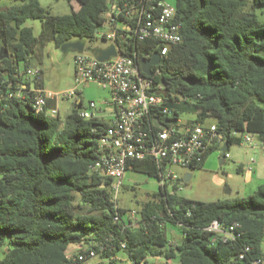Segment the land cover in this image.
I'll use <instances>...</instances> for the list:
<instances>
[{
  "label": "trees",
  "instance_id": "obj_1",
  "mask_svg": "<svg viewBox=\"0 0 264 264\" xmlns=\"http://www.w3.org/2000/svg\"><path fill=\"white\" fill-rule=\"evenodd\" d=\"M14 1L0 9V51L4 47L11 55L0 60V264H83L68 249L85 242L109 258L108 264H121L120 251L131 264H155L148 259L160 256L164 264L174 259L178 264H252L264 258V182L248 196L217 201L186 198L177 192L178 184L161 186L143 205L138 228L115 222L116 211L126 209L115 207L110 180L89 172L99 159L98 138L107 122L80 117L82 95L64 126L59 116L35 113L29 101L9 97L21 84L42 87L39 73L32 81L24 79L39 48L94 38L109 0H67L80 6L66 15H52L41 0ZM263 4L175 0L183 41L154 67V73L159 71L152 76L154 90L175 114L191 109L196 123L213 117L228 143L241 141L231 134L234 130L250 131L264 142V21L256 12ZM28 19L41 21L38 36L24 26ZM119 45L138 61L162 47L154 38L135 36ZM130 167L158 178L150 158L134 160ZM213 220L239 222L241 237L213 245L206 229ZM169 225L181 229L176 245L170 241ZM247 246L250 250L240 260Z\"/></svg>",
  "mask_w": 264,
  "mask_h": 264
},
{
  "label": "built area",
  "instance_id": "obj_2",
  "mask_svg": "<svg viewBox=\"0 0 264 264\" xmlns=\"http://www.w3.org/2000/svg\"><path fill=\"white\" fill-rule=\"evenodd\" d=\"M176 13L175 0H109L108 10L103 14L104 20L97 33L101 28L105 29L102 35L115 46L116 55L107 61H100L95 55L84 52L75 55V86L63 95L79 100L85 84H96L110 95L100 104L90 101L87 106H81L79 115L84 119H99L98 114L103 108L112 110L113 116L98 138L99 159L90 165L89 172L110 180L109 189L116 208L120 207L118 193L132 161L146 158L154 160L159 169L160 185L173 188L179 181V176L172 170L174 166L198 169L211 149L220 150L223 144L228 143L216 123H196L195 117L183 123L180 114H175L166 98L154 90L152 76L159 71L154 73L153 67L152 75H146L141 70L140 61L121 52L119 44L127 37L135 36L140 40L154 38L160 41L162 58L171 46L183 41ZM28 74L36 76L38 70L31 66ZM160 88L162 85L158 86ZM33 92L35 94L31 96ZM61 95L59 92L21 84L9 97L16 96L24 102L29 101L35 113L48 112L58 116L57 105L49 106L48 102L50 99L57 100ZM156 117L166 128L155 125ZM231 134L240 137L253 149L264 150V142L254 135L237 130ZM229 156L228 152L224 155L225 158ZM254 163L252 160L248 164L246 173L253 172ZM114 220L122 224L123 228H138L143 222L141 212L136 210H126L123 214L117 210ZM240 227L239 222L224 224L213 220L206 229L212 233L211 243L214 245L219 241L227 243L241 237ZM125 245L124 241H120L121 248ZM100 248L104 249V246ZM81 249L83 251L77 255L83 262L99 254L90 246ZM249 250V246L245 247L239 259H244ZM252 264H264V258L253 259Z\"/></svg>",
  "mask_w": 264,
  "mask_h": 264
},
{
  "label": "rangeland",
  "instance_id": "obj_3",
  "mask_svg": "<svg viewBox=\"0 0 264 264\" xmlns=\"http://www.w3.org/2000/svg\"><path fill=\"white\" fill-rule=\"evenodd\" d=\"M14 3L13 0H0V9L10 7ZM42 6L47 9L52 15H66L74 13L80 6L77 1L70 3L67 0H41ZM256 12L261 21H264V4L257 7ZM28 26L35 27V34L41 31V21L38 19H29L26 23ZM26 25V26H27ZM104 28L95 35L92 39L85 40L84 53L92 55V50L96 48H107L111 42L105 39L102 33ZM75 55L76 52L72 49L63 51L56 48L54 43H48L37 50V58L40 60V66L36 68L40 70L39 79L44 83V86L53 92H59L62 95L56 100V105L60 111V120L64 126L67 115L75 108L76 98L68 97L65 94L69 89L75 86ZM20 68L24 70V64H20ZM39 73V71H38ZM26 77L34 79L28 73ZM83 89V105L87 106L90 101H96L100 104L104 99L109 98V93L97 85L85 84ZM195 112L191 109L180 112V118L183 123H188ZM206 125L216 123L213 117H209L203 122ZM245 134L254 135L250 131ZM256 137V136H254ZM236 148L235 144L230 145L229 158H226V163L221 164V152L219 148L215 149L207 158L205 164L198 169L174 166L172 170L179 176L178 192L180 195L199 201H217L230 200L238 197L248 196L256 190L259 183L263 180L255 179L252 183L245 182L244 175L239 171L240 163L236 158L232 157V150ZM242 158L253 159L261 167H264V150L255 148L251 150H238ZM255 164H253L254 166ZM256 166V165H255ZM247 167V165H246ZM191 173L189 181L183 182L182 178L186 173ZM225 173L226 177L221 176ZM123 185L118 193V205L126 210L141 211L146 201L151 200L153 195L157 193L158 183L156 179L150 178L145 174L129 171L126 179L124 177ZM227 187L230 192H227ZM170 240L172 243H179L182 240L181 229L174 225L168 226ZM91 244L85 242L81 245H71L68 249L70 257L76 256L81 248H87ZM7 248H5L6 250ZM117 258L121 264H131L125 252L120 251ZM149 263L164 264V256L157 258H149ZM171 264H178L177 260H170ZM109 258L103 257L100 254L87 260L83 264H108Z\"/></svg>",
  "mask_w": 264,
  "mask_h": 264
},
{
  "label": "crops",
  "instance_id": "obj_4",
  "mask_svg": "<svg viewBox=\"0 0 264 264\" xmlns=\"http://www.w3.org/2000/svg\"><path fill=\"white\" fill-rule=\"evenodd\" d=\"M14 1V0H13ZM17 2L16 1H14V3L11 5V6H13L14 4H16ZM10 6V7H11ZM29 20V19H28ZM27 21L24 23V26H26L27 24ZM28 26V25H27ZM28 27H32L33 28V30H34V33H35V27L34 26H28ZM41 28H42V24H41ZM41 32V31H40ZM40 34V33H39ZM38 34V35H39ZM36 36H38L37 34H35ZM77 40V39H76ZM83 41V40H82ZM85 42V41H84ZM51 43H53V42H51ZM55 45V44H54ZM56 47V46H55ZM57 48V47H56ZM108 48V47H107ZM101 49V48H100ZM104 49H106V48H104ZM76 52V51H75ZM77 53V52H76ZM34 60H35V64L37 65V68L40 66V60L37 58V56L36 57H34L33 58ZM20 71H21V73H23V71L21 70V68H20ZM39 71V74L41 73V71L40 70H38ZM25 80H28V81H32V79H29V78H27L26 76H25V78H24ZM41 80V79H40ZM40 83H42V87L41 88H36V84L34 83V82H32L31 83V87L32 88H35V89H45V90H48L45 86H44V83H43V81L41 80V82ZM92 85V84H91ZM93 85H96V84H93ZM98 86V85H97ZM100 87V86H99ZM50 91V90H49ZM53 92V91H52ZM80 95H82V97H83V90L81 91V93H80ZM51 100V99H50ZM51 101H54V105L53 106H55L56 105V100H51ZM79 102V100H77L76 99V102ZM58 116H60V111H59V115ZM112 110H111V108H103L102 110H101V112L98 114V117H99V119H101V120H103V121H105V122H108L111 118H112ZM254 136H256L255 134H254ZM257 137V136H256ZM225 144H228V149H227V151L226 152H228L229 150H230V145L231 144H235L236 145V148H234L233 150H232V157L233 158H236L237 160H238V162L240 163V167H239V171L244 175V177H245V182L247 183V184H249V183H252L255 179H257V180H263V182H264V167H261L260 166V164L258 165L257 163H256V161L253 159V157H251L250 159H247L248 157H246V159H244V158H242L241 157V155H240V152L238 151V150H242V149H245V150H251V149H253V148H251L250 146H248L247 144H245L242 140L239 142V143H225ZM225 144H223L222 145V147L220 148V152H221V149L224 147V145ZM229 153V152H228ZM209 157V156H208ZM207 157V158H208ZM207 160V159H206ZM206 160H205V162H206ZM252 160H254L255 161V165L253 166V172L252 173H246V165L248 166V164H250V162L252 161ZM205 162H204V164H205ZM226 163V158L225 157H222L221 158V164L223 165V164H225ZM203 164V165H204ZM129 171H133V172H138V171H135V170H133L131 167L130 168H128V170H127V172H126V174H125V179H126V176H127V173L129 172ZM138 173H142V172H138ZM188 173V172H187ZM142 174H145L146 176H148V177H150V178H154V179H156V181H157V183H158V190L160 189V187H161V185H160V183H159V180H158V178H156V177H152V176H149L148 174H146V173H142ZM192 176V175H191ZM184 182V181H183ZM262 182V183H263ZM261 183H259V185H260ZM258 185V186H259ZM257 186V187H258ZM177 192H178V190H177ZM179 193V192H178ZM187 198V197H186Z\"/></svg>",
  "mask_w": 264,
  "mask_h": 264
},
{
  "label": "water",
  "instance_id": "obj_5",
  "mask_svg": "<svg viewBox=\"0 0 264 264\" xmlns=\"http://www.w3.org/2000/svg\"><path fill=\"white\" fill-rule=\"evenodd\" d=\"M110 1H114V0H110ZM85 48V42L82 41L81 39H77V40H72L69 42L64 43L61 46V49L63 51H67V50H74L76 52H83ZM93 55H95L100 61H107L109 59H111V57L115 56L117 51L114 45H110L108 48L106 49H100V48H96L94 50H92ZM11 55L9 54L8 50L6 48H2L0 51V60L4 59V58H8ZM161 61V55L159 52H155L149 59L147 58H143L140 60V67L141 70L146 74V75H152L153 73V67L157 66ZM33 68H37V65L35 64V60L32 59V65ZM154 123L156 126L160 127V128H166V125L162 124L158 117L154 118ZM228 149V144H225L224 147L221 149V157H224L226 151ZM221 176L226 177L225 173H221ZM191 178V173H186L185 177L183 178V181H189ZM230 188L227 187V192H230ZM135 264V263H134Z\"/></svg>",
  "mask_w": 264,
  "mask_h": 264
}]
</instances>
